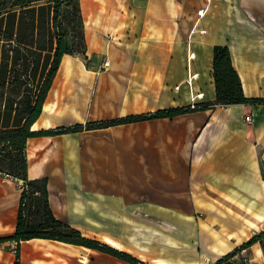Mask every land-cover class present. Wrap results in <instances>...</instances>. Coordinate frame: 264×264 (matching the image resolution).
Returning <instances> with one entry per match:
<instances>
[{"label":"crops","instance_id":"obj_1","mask_svg":"<svg viewBox=\"0 0 264 264\" xmlns=\"http://www.w3.org/2000/svg\"><path fill=\"white\" fill-rule=\"evenodd\" d=\"M168 1L80 0L90 69L79 56L63 55L33 129L59 126L53 115L66 97L79 96L83 111L90 106V119L112 118L115 83L137 84L140 89L131 90L136 94H155L164 84L171 104L152 111L188 106L198 93H203L198 103L214 100L215 45L229 47L245 94L264 97V0H189L181 24L152 20L156 3ZM197 6L202 9L196 11ZM106 60L110 65L105 68ZM83 69L89 72L87 80L72 84ZM129 125L143 129L136 159L132 151L124 161L112 156L103 160L101 154L91 158L85 154L87 144L81 148L67 142ZM27 156L29 178L49 179V201L57 218L69 222L64 212L68 200L95 194L97 199L122 197L133 203L140 197L143 201L135 206L143 205V212L157 213L177 227L178 236L170 233L168 244L190 264H213L264 231V103L217 104L173 117L33 136ZM66 160L70 174L62 170ZM21 195L15 181L0 183V237L14 233ZM26 241H37L36 250L40 243L75 245L39 237ZM231 260L264 264V246L255 242Z\"/></svg>","mask_w":264,"mask_h":264},{"label":"trees","instance_id":"obj_2","mask_svg":"<svg viewBox=\"0 0 264 264\" xmlns=\"http://www.w3.org/2000/svg\"><path fill=\"white\" fill-rule=\"evenodd\" d=\"M86 26L80 0H0V171L22 178L20 207L13 234L0 242L36 237L87 246L118 257L129 264H147L134 254L83 235L81 230L59 219L49 201L48 177L29 178L27 144L33 136H49L106 128L145 119L209 109L217 104L264 103V97L245 94L241 76L233 66L227 45H215L213 77L216 98L196 107L161 108L143 114H129L72 126L33 129L53 85L64 54L86 56ZM264 231L213 264H251L230 261L249 245L262 241ZM17 256L19 252L17 250ZM14 264H19L16 260Z\"/></svg>","mask_w":264,"mask_h":264},{"label":"rangeland","instance_id":"obj_3","mask_svg":"<svg viewBox=\"0 0 264 264\" xmlns=\"http://www.w3.org/2000/svg\"><path fill=\"white\" fill-rule=\"evenodd\" d=\"M188 5L189 0L158 2L155 5L156 16L152 20L179 25L183 17H186ZM199 9H202V6L196 7V11ZM70 55L75 56V54ZM78 56L85 60L87 69H90L91 65L86 56L82 53ZM83 70L84 73H80L81 75L75 78L72 84H80L82 81L87 80V73L89 72ZM97 70L103 71L106 69H101L98 66ZM118 77L122 78L120 74ZM88 83H92V81H88ZM139 87L137 84L128 86L125 83H115L113 86L115 97L112 110L114 115L112 118L105 119L123 117L120 115L129 114L130 112L152 111V109L161 106L168 107L171 104L169 95L164 91L166 88L164 84L158 86V91L155 94L131 92L134 88L140 89ZM75 92L78 93L80 90L75 88ZM79 100V96L64 98L62 105H58V108H56L55 115L51 113L50 116L55 117V121L60 124L59 126L78 124L77 119L82 120V123L96 121L90 119L94 116L90 114V106H88L87 111H83L84 109L79 106L81 102ZM70 107L73 108V111H66ZM82 115L83 117H81ZM141 131L143 129L139 125H129L82 135L78 142L73 139H68L67 142L74 143L78 147L80 145L81 148L83 144H87L85 154L91 158L101 154L103 160H108L112 156L119 161L123 158L124 161V158L127 157L126 154L130 151L134 153L135 159L140 154ZM62 170L67 174L71 173L68 160L62 165ZM133 201L136 202H133V204L127 198H112L110 196L97 199L93 194L86 200H68L64 212L67 221L75 224L83 235L105 242L132 255L134 254L147 264H190L186 257H181L180 253L168 244L171 242L170 233L178 236L177 227L174 223L172 221L168 222L157 213L143 212V205L137 204L135 206L137 201H143L142 198H134ZM134 208L141 212L132 211ZM36 243L37 241L27 242L23 240L18 247L15 241L1 242L0 264H14L16 260L19 261V264H129L109 253L87 246H75L76 244L67 246L54 242V244H46L43 247V244L40 243L39 245L42 248L36 250ZM261 243L264 246V237ZM17 250L19 257L17 256ZM85 255H87L88 260L84 263L82 258Z\"/></svg>","mask_w":264,"mask_h":264},{"label":"built area","instance_id":"obj_4","mask_svg":"<svg viewBox=\"0 0 264 264\" xmlns=\"http://www.w3.org/2000/svg\"><path fill=\"white\" fill-rule=\"evenodd\" d=\"M76 55V54H75ZM78 56V55H77ZM110 65V62L109 60H106L103 64V67H109ZM194 76L190 77L188 79V83L191 85L192 84V80H193ZM177 88H179V85L176 86ZM203 96V93H198L196 95H193L192 99H191V107H196L198 102H196V98L197 97H202ZM247 117V120L248 121H251V117L249 115L246 116ZM7 181H15L18 185V187L24 189L25 188V182L22 178H17L15 177L14 175L8 173V172H4V171H0V183H3V182H7Z\"/></svg>","mask_w":264,"mask_h":264},{"label":"bare ground","instance_id":"obj_5","mask_svg":"<svg viewBox=\"0 0 264 264\" xmlns=\"http://www.w3.org/2000/svg\"><path fill=\"white\" fill-rule=\"evenodd\" d=\"M201 12H202V11H201ZM205 13H206V12L204 11V12H203V16L205 15ZM82 259H83V260H82L83 262L87 261V260H88L87 255H85Z\"/></svg>","mask_w":264,"mask_h":264}]
</instances>
